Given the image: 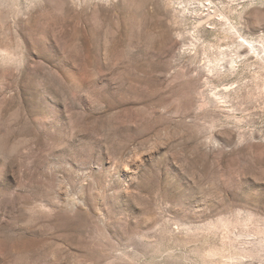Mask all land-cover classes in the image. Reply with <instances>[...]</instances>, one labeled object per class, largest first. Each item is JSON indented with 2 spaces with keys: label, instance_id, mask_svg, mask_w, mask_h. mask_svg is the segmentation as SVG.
Listing matches in <instances>:
<instances>
[{
  "label": "rangeland",
  "instance_id": "374dc122",
  "mask_svg": "<svg viewBox=\"0 0 264 264\" xmlns=\"http://www.w3.org/2000/svg\"><path fill=\"white\" fill-rule=\"evenodd\" d=\"M262 58L264 0H0V264H264Z\"/></svg>",
  "mask_w": 264,
  "mask_h": 264
},
{
  "label": "bare ground",
  "instance_id": "6f19581e",
  "mask_svg": "<svg viewBox=\"0 0 264 264\" xmlns=\"http://www.w3.org/2000/svg\"><path fill=\"white\" fill-rule=\"evenodd\" d=\"M208 3L210 4V6L211 5H214V4L210 3V2H208ZM224 26H226V28H228V31H229L230 34H234L235 36H238L241 39L243 38L242 42H244L245 45L243 43H237L235 45H232L229 48V51L232 52L234 54V56H236L237 58H240V59L242 58V56L240 55V49L241 48H246L247 49V55L248 54H252L254 56H258L259 55L258 50L255 48L253 41H250L247 38L243 37L242 31H241L240 27L232 24L230 22L229 18H226L225 19ZM222 50H228V48H222ZM223 55H224V53H221L220 58H222ZM225 57L226 56H224V58ZM262 61L264 63V58H262ZM215 62H217V65H218V63L220 62V60L219 59L218 60H214V63ZM221 63L222 62H220V64ZM230 63L233 64V63H236V62H234V60H232V62H230ZM230 258H231V261H234V262L239 259V258L234 257V256H231Z\"/></svg>",
  "mask_w": 264,
  "mask_h": 264
}]
</instances>
